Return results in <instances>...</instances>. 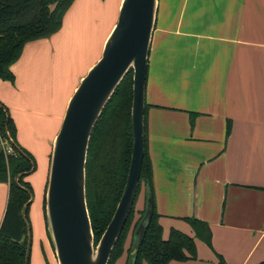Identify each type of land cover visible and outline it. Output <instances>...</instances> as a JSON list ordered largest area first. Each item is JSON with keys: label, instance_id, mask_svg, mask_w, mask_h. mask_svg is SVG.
<instances>
[{"label": "crops", "instance_id": "obj_1", "mask_svg": "<svg viewBox=\"0 0 264 264\" xmlns=\"http://www.w3.org/2000/svg\"><path fill=\"white\" fill-rule=\"evenodd\" d=\"M4 82L9 81L0 79ZM0 102L9 109L17 142L35 159L48 160L47 185L52 143L65 110L42 125L15 116L18 107L1 91ZM145 102L163 237L171 228L193 235L185 217L205 221L211 230V246L195 240L196 259L168 264L264 260V0H157ZM3 149L12 151L9 144ZM33 172L25 177L31 186ZM8 195L9 182H0V225Z\"/></svg>", "mask_w": 264, "mask_h": 264}, {"label": "trees", "instance_id": "obj_2", "mask_svg": "<svg viewBox=\"0 0 264 264\" xmlns=\"http://www.w3.org/2000/svg\"><path fill=\"white\" fill-rule=\"evenodd\" d=\"M74 0H0V79L13 82L10 66L19 58L26 43L51 37L59 31L63 16ZM132 69L120 81L99 118L89 140L85 164V197L93 233L94 245L109 223L120 199L130 164L132 150L131 128ZM146 109L144 110V156L133 206L124 227L115 242L108 264H115L124 251V264H168L197 258L195 240L211 246V230L207 222L195 217H185L193 235L171 228L163 237L162 226L155 210L152 171L146 143ZM230 131L227 125L226 134ZM0 138L5 139L12 151L0 150V182H9V195L0 225V264H24L26 227L21 218V208L29 199L31 185L25 177L35 170L33 156L16 139V127L8 108L0 102ZM27 172L14 181L18 173ZM144 185V204L131 229V243L124 247L134 213V205ZM45 213V197H44ZM30 205V204H29ZM25 216L28 219V208ZM150 210L145 233L139 240V223ZM46 219V215H45ZM30 226V225H29ZM133 249L135 252L133 253ZM219 261L223 262L218 255ZM264 264V260L255 263Z\"/></svg>", "mask_w": 264, "mask_h": 264}, {"label": "water", "instance_id": "obj_3", "mask_svg": "<svg viewBox=\"0 0 264 264\" xmlns=\"http://www.w3.org/2000/svg\"><path fill=\"white\" fill-rule=\"evenodd\" d=\"M157 0H121L117 20L92 64L69 97L52 143L45 190L46 229L58 264H108L136 195L144 156V110L147 60L155 26ZM132 69V150L126 181L114 213L94 245L85 197V164L92 129L110 96ZM27 172L18 173L14 181ZM18 186L25 189L23 186ZM33 194L21 208L26 227L25 263L31 231L25 216ZM150 210L139 223L145 233ZM135 249H133V253Z\"/></svg>", "mask_w": 264, "mask_h": 264}, {"label": "rangeland", "instance_id": "obj_4", "mask_svg": "<svg viewBox=\"0 0 264 264\" xmlns=\"http://www.w3.org/2000/svg\"><path fill=\"white\" fill-rule=\"evenodd\" d=\"M116 3L117 0H74L73 8L63 16L59 35L41 39L37 45L23 46L19 58L13 63L14 81L0 84L2 95L12 102L11 105L18 107L14 110L15 116L21 113L30 121L34 118L42 125H48L55 120L56 114L65 110L81 77L100 57L101 42L114 19ZM7 144L0 138V150ZM34 160L33 200L28 208L31 231L28 264H58L46 229L43 204L48 160ZM144 191L141 184L125 248L130 246L132 225L143 207L140 200ZM126 257L125 250L115 264H124Z\"/></svg>", "mask_w": 264, "mask_h": 264}, {"label": "built area", "instance_id": "obj_5", "mask_svg": "<svg viewBox=\"0 0 264 264\" xmlns=\"http://www.w3.org/2000/svg\"><path fill=\"white\" fill-rule=\"evenodd\" d=\"M7 151V150H6Z\"/></svg>", "mask_w": 264, "mask_h": 264}]
</instances>
